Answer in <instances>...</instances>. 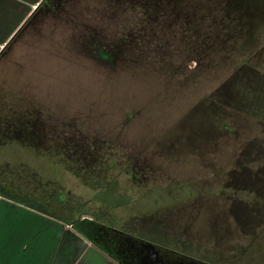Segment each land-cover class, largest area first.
<instances>
[{
    "label": "rangeland",
    "instance_id": "374dc122",
    "mask_svg": "<svg viewBox=\"0 0 264 264\" xmlns=\"http://www.w3.org/2000/svg\"><path fill=\"white\" fill-rule=\"evenodd\" d=\"M0 50V116L35 132L0 125L1 195L264 264V0H47Z\"/></svg>",
    "mask_w": 264,
    "mask_h": 264
},
{
    "label": "crops",
    "instance_id": "0c3cea01",
    "mask_svg": "<svg viewBox=\"0 0 264 264\" xmlns=\"http://www.w3.org/2000/svg\"><path fill=\"white\" fill-rule=\"evenodd\" d=\"M42 2L0 0V49ZM115 258L72 225L0 194V264H124Z\"/></svg>",
    "mask_w": 264,
    "mask_h": 264
},
{
    "label": "trees",
    "instance_id": "16d2710c",
    "mask_svg": "<svg viewBox=\"0 0 264 264\" xmlns=\"http://www.w3.org/2000/svg\"><path fill=\"white\" fill-rule=\"evenodd\" d=\"M47 0H43V2L37 7V10L39 8H42L43 4L46 2ZM5 118L1 117L0 116V125H3L5 126V138H6V141H10L12 143H18V142H21L23 143L24 145L28 146V147H31L34 143L33 140H35L34 138V131L32 129V125L30 123V120H25V122H22V124L20 123H17L16 120L10 118V119H6L4 120ZM4 120V121H3ZM3 136V132L2 130H0V137ZM31 149H33L31 147ZM8 199L14 201V202H19L13 198H9ZM52 201V200H51ZM47 203H50L49 200H47ZM27 206V205H26ZM29 207V206H27ZM31 208V207H30ZM32 209H35V210H38V211H41L39 209H36V208H32ZM46 212H43L41 211L42 213L44 214H47V215H50V216H53V218L57 219V220H60V221H63L65 222L66 224H70L72 225V227L78 231L79 233L83 234L84 236H86L87 238H89L90 240H93L91 236H89L88 234V229L91 228V227H94V225L98 226V227H105V228H108L110 229L109 227L101 224V223H98L97 221H94L93 219H89V218H85V219H75L74 221H67L66 219H63L65 218V215L63 214H59V212H56V210H52V209H46L45 210ZM52 214V215H51ZM112 230V228H111ZM139 239V238H138ZM142 240V239H140ZM94 242V241H93ZM157 245V244H156ZM100 246V245H99ZM157 246H160V245H157ZM104 251H106L107 253H109L104 247L100 246ZM162 247V246H160ZM162 248H165V247H162ZM167 249V248H165ZM169 250V249H168ZM111 254V253H109ZM112 257L115 258L112 254ZM116 259V258H115Z\"/></svg>",
    "mask_w": 264,
    "mask_h": 264
},
{
    "label": "flooded vegetation",
    "instance_id": "af4514ba",
    "mask_svg": "<svg viewBox=\"0 0 264 264\" xmlns=\"http://www.w3.org/2000/svg\"><path fill=\"white\" fill-rule=\"evenodd\" d=\"M118 232L113 228L111 230V228L108 229L96 225L88 229V234L92 237V241L104 247L111 255L113 254L114 257L121 260L124 264H140L142 257L140 249L131 242V239L127 238L126 235L128 234Z\"/></svg>",
    "mask_w": 264,
    "mask_h": 264
},
{
    "label": "water",
    "instance_id": "95a60500",
    "mask_svg": "<svg viewBox=\"0 0 264 264\" xmlns=\"http://www.w3.org/2000/svg\"><path fill=\"white\" fill-rule=\"evenodd\" d=\"M126 236L128 239H131L133 244L137 245L138 249H140V255L142 256L140 264H204L195 259L157 246L154 243L140 240L130 235Z\"/></svg>",
    "mask_w": 264,
    "mask_h": 264
}]
</instances>
